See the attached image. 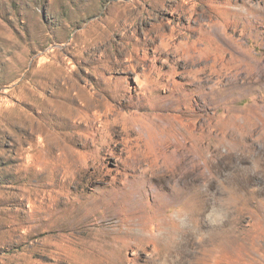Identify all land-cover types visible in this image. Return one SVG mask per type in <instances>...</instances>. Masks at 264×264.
Masks as SVG:
<instances>
[{
  "label": "rangeland",
  "instance_id": "374dc122",
  "mask_svg": "<svg viewBox=\"0 0 264 264\" xmlns=\"http://www.w3.org/2000/svg\"><path fill=\"white\" fill-rule=\"evenodd\" d=\"M0 264H264V0H0Z\"/></svg>",
  "mask_w": 264,
  "mask_h": 264
}]
</instances>
